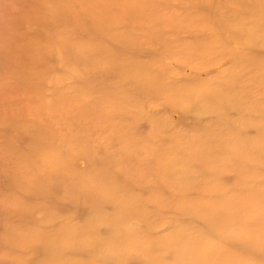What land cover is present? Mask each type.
Segmentation results:
<instances>
[{
  "label": "rangeland",
  "instance_id": "374dc122",
  "mask_svg": "<svg viewBox=\"0 0 264 264\" xmlns=\"http://www.w3.org/2000/svg\"><path fill=\"white\" fill-rule=\"evenodd\" d=\"M0 3L7 7L10 15L0 33H5L14 24L19 25L15 31L22 42L18 45L31 46L40 42L42 36L62 33L69 45L90 42L95 36L85 34V30L93 26L103 30L104 42L112 46L117 45L112 42L117 36L128 38L137 45L133 57L123 56L136 62L142 73L161 87L156 91L149 88L144 95L137 96V101L141 102L137 112L125 106H119L121 110L105 108L79 112L75 107L78 100L91 104L96 99L101 100L98 91L103 82L98 81L91 89L83 90L82 73L66 69L68 62L61 56L63 50L60 45L59 48L58 45L50 47L44 44L38 49V53L43 55L39 63L34 65L32 58L35 54L27 49L20 58L24 65L20 72L0 71V113L6 118L22 121L23 125L51 127L55 137L48 143V148L71 136L76 143L79 142L78 145L82 142L101 161L99 167L106 173L105 184L115 177L120 184L130 185L128 189L137 197L141 209H138L140 213L137 212L136 221L140 238L158 240L171 232L172 220H191L169 202L209 200L214 197L211 190L216 185L226 187L228 196L234 193L227 187L236 176L233 167L223 170L218 178L197 174L195 187L183 192L180 188L171 187L168 178L157 171L168 158L184 159L194 151L196 142L204 146L207 154L217 152L218 140L214 134L223 128L211 127L214 133L208 136L213 115H202L196 119L192 113L180 109V104L192 102L200 94L209 97L215 92L232 93L239 99L242 109L224 102L225 120L240 124L225 131L229 140L242 139L250 143L261 135L254 125L264 122V110L258 108L264 104V50L259 44L248 45L242 39L235 40L209 24L207 21L212 19L216 6L214 1L0 0ZM247 7V4L237 5L233 10L249 21L250 10ZM57 8L62 12L59 18H53ZM33 80L36 87L31 84ZM122 91L132 95L130 90ZM61 95L70 96L72 101L61 102ZM104 99L109 104L118 102L115 97ZM8 137H14L13 129L0 126V144ZM7 158L0 154V173L1 169H7L13 174H21L24 180L45 175L43 166L33 169L29 163H8ZM107 160L114 165V162L118 163L116 168L110 169L112 174H109ZM72 168L76 172H86L89 163L77 152ZM128 175H137V180L128 181ZM255 180L254 188H264L263 162ZM20 188L13 190L18 201L28 200L36 208L52 204L39 197L28 198ZM224 192H216V195L221 196ZM8 196L6 188L0 184V205L4 204V212L9 210L10 213L17 201ZM58 203L68 206L64 200ZM68 209L71 211L72 207ZM104 209L106 213L111 212L109 205ZM263 218L264 195L242 202L229 234L224 239L209 242L212 249L205 264H217L226 255L236 254L234 244L249 227ZM69 219L73 225L78 221L74 214H70ZM2 220L4 216L0 219V237L3 236ZM11 221L15 226L20 223L18 216H12ZM59 222L32 226L31 230L49 232L57 228ZM194 223L198 226L200 220L195 219ZM16 254L23 264H31L35 259L28 249H20ZM161 256L164 261H169L166 253Z\"/></svg>",
  "mask_w": 264,
  "mask_h": 264
},
{
  "label": "bare ground",
  "instance_id": "6f19581e",
  "mask_svg": "<svg viewBox=\"0 0 264 264\" xmlns=\"http://www.w3.org/2000/svg\"><path fill=\"white\" fill-rule=\"evenodd\" d=\"M210 1H214L216 6L212 19L207 21L209 24L217 26L235 40L242 39L248 45L259 44L264 50V0ZM246 4L250 10L249 21L233 10V6ZM61 12L57 8L53 18H59ZM9 16L7 7L0 3V30ZM18 26L14 24L5 33H0V71L20 72L24 67L20 58L27 53V49L34 52L32 61L35 65L43 60V55L38 53L39 47L44 44L50 47L60 45L63 50L61 56L68 62L66 69L82 73L83 90L91 89L98 81L103 82L98 91L101 100L96 99L93 104L77 101L75 107L81 113L105 108L121 110L119 106L131 107L137 112L141 105L137 96L144 95L149 88L155 91L161 89L153 79L142 73L136 62L124 57H133L137 51V45L128 38L114 37L112 42L117 45L112 46L104 42L103 30L93 26L85 30V34L95 36L90 42L69 45L62 33L42 36L40 42L27 46L18 45L22 42V38L16 35ZM33 69L35 72V67ZM109 80L111 82H107ZM31 84L37 86L35 80ZM122 90H130L132 95H126ZM112 97L118 98V102H105L104 98ZM59 100L68 103L72 98L61 95ZM238 101L232 93L215 92L209 97L200 94L196 100L180 104L183 112L192 113L196 119L202 115H213L208 136L214 133L211 127L223 128L214 134L218 140L217 152L207 154L204 146L196 142L193 152L184 159H166L158 168V173L168 178L171 187L180 188L183 192L195 187L197 174L218 178L223 170L233 167L236 176L227 187L232 188L234 193L228 196L226 187L216 185L211 190L214 197L209 200L169 202L191 220H172L171 232L158 240L139 237L136 221L140 206L137 197L128 189L130 185L120 184L115 177L105 184L106 173L99 167L101 161L82 142L78 145L79 142L76 143L71 136L48 148V143L55 137L51 127L23 125L22 121L6 118L0 113V126L10 127L14 132L13 138L8 137L0 144V154L8 157V163H29L33 169L39 166L45 168V175L39 178L33 176L32 180H24L21 174L1 169L0 184L6 188L8 198L16 199L13 190L21 186L28 198L39 197L52 202L50 206L36 208L28 200L16 199L10 213L9 210L4 212V204L0 205V219L4 216L0 264H23L16 254L20 249L33 253L35 259L31 264H205L212 249L209 242L224 239L229 234L242 202L264 195V188L256 189L253 185L259 167L264 163V122L254 125L261 135L253 142L242 139L231 141L225 135L226 130L240 124L225 120L224 102L242 109ZM258 108L263 111L264 104L258 105ZM77 152L88 161V171L73 170L72 163ZM101 160L105 162L102 157ZM114 163L106 161L109 172L118 166ZM135 177L128 175L126 179L132 182ZM219 191L225 192L217 196ZM62 200L67 202V207L58 203ZM105 205L111 207V212H105ZM70 214L78 218L74 225L69 219ZM8 216H18V227L10 222ZM195 219L200 220L198 226L194 223ZM58 221V227L49 232L31 230L32 226L53 225ZM234 247L237 253L226 255L217 264H252L254 260L257 261L255 264H264V218L249 227ZM164 253L169 257L168 262L161 256Z\"/></svg>",
  "mask_w": 264,
  "mask_h": 264
}]
</instances>
